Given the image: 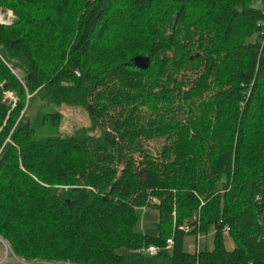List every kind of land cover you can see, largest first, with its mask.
<instances>
[{
  "label": "trees",
  "instance_id": "trees-1",
  "mask_svg": "<svg viewBox=\"0 0 264 264\" xmlns=\"http://www.w3.org/2000/svg\"><path fill=\"white\" fill-rule=\"evenodd\" d=\"M253 2L0 0L14 15L0 24V237L18 259L129 264L117 249L171 237L173 264H264V0ZM33 101L80 108L89 125L37 138ZM140 207L157 210L156 235L135 228ZM210 231L209 250H183Z\"/></svg>",
  "mask_w": 264,
  "mask_h": 264
},
{
  "label": "rangeland",
  "instance_id": "rangeland-1",
  "mask_svg": "<svg viewBox=\"0 0 264 264\" xmlns=\"http://www.w3.org/2000/svg\"><path fill=\"white\" fill-rule=\"evenodd\" d=\"M261 1L262 0H254L253 4L255 6H260ZM260 26L261 27L258 30V35H259L260 43H263L264 41L262 42L260 39V32L263 31L264 25H260ZM3 97L8 100H12V98L15 99V97L12 95L11 98L4 95ZM33 103L34 104L30 106L27 112L28 115L30 116V120H29L30 126L34 130L35 137L37 138L44 136L68 135L73 133L74 130L77 128L87 127L89 125L85 112L80 108L61 105L56 109L54 108L49 109V107L43 109L42 107L39 106L38 102L33 101ZM47 110H50L51 112L57 110L60 113L61 118L59 119V124L56 127L41 124L40 122L41 113L42 111L45 112ZM94 132L96 131L94 130ZM159 145L160 144L158 143V141H149L146 144V149H148L152 154H155ZM137 215H138V221L135 225V228L145 234L156 235L157 234L156 224L158 219L157 210L153 208H145L143 210L138 209ZM224 246L228 250L232 248V243L228 238H225ZM211 247H212V231H210L207 234L200 235L198 241L196 240V236L192 234H187L183 239V250L186 252H193L196 251V249L209 250ZM130 251L131 250H128L126 248H119L116 250V253L130 254L131 253ZM133 251L134 250H132V252ZM168 254H169V250H164L162 254L155 256H148L145 254L139 255L135 253L132 255V259L135 264H158V263L172 264ZM128 263L131 264L130 262ZM0 264H40V263H38L36 260H30L27 262L21 261L12 253L9 243L0 237ZM55 264H62V263H55ZM63 264H70V263H63Z\"/></svg>",
  "mask_w": 264,
  "mask_h": 264
},
{
  "label": "built area",
  "instance_id": "built-area-1",
  "mask_svg": "<svg viewBox=\"0 0 264 264\" xmlns=\"http://www.w3.org/2000/svg\"><path fill=\"white\" fill-rule=\"evenodd\" d=\"M13 20V15L11 13V11H7V10H0V24L1 25H9L11 23V21ZM260 39L263 42L264 41V29L263 31L260 32ZM4 96L10 97L11 95L9 92H5ZM13 100V98H12ZM152 202L155 201V199H151ZM140 210L145 209L144 207H140ZM183 231L186 232L188 231V227L187 226H183L182 227ZM223 234L226 235L227 234V229L226 227L223 228ZM200 238L199 234H196V240L198 241V239ZM172 246V238L169 237L166 239L165 244L163 245V247H159V246H155V245H149L146 247H139L136 249V252L139 254H145V255H150V256H155L158 255L159 253L163 252L164 250H170ZM198 250V249H196Z\"/></svg>",
  "mask_w": 264,
  "mask_h": 264
},
{
  "label": "water",
  "instance_id": "water-1",
  "mask_svg": "<svg viewBox=\"0 0 264 264\" xmlns=\"http://www.w3.org/2000/svg\"><path fill=\"white\" fill-rule=\"evenodd\" d=\"M133 64L141 69H145L148 65V58L141 55H136L132 58ZM260 218L261 222L264 225V199L260 204Z\"/></svg>",
  "mask_w": 264,
  "mask_h": 264
},
{
  "label": "crops",
  "instance_id": "crops-1",
  "mask_svg": "<svg viewBox=\"0 0 264 264\" xmlns=\"http://www.w3.org/2000/svg\"><path fill=\"white\" fill-rule=\"evenodd\" d=\"M232 243V242H231ZM232 247H233V244H232ZM230 250V249H229ZM131 253L130 254H121L122 256H124V257H126V255H127V257H126V259L128 260V262H130L131 264H135L134 263V261H133V259H132V255L133 254H139V253H137L136 252V250H134L133 252H132V250L130 251ZM189 253H191V252H189ZM139 255H143V254H139ZM159 255V254H158ZM148 256H150V255H148ZM168 256H169V254H168ZM159 264V263H158ZM173 264V263H172Z\"/></svg>",
  "mask_w": 264,
  "mask_h": 264
}]
</instances>
